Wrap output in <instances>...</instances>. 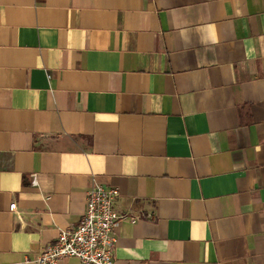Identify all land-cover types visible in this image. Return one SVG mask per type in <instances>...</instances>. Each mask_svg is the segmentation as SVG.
<instances>
[{"label":"crops","instance_id":"0c3cea01","mask_svg":"<svg viewBox=\"0 0 264 264\" xmlns=\"http://www.w3.org/2000/svg\"><path fill=\"white\" fill-rule=\"evenodd\" d=\"M94 182L115 264H264V0H0V264Z\"/></svg>","mask_w":264,"mask_h":264},{"label":"built area","instance_id":"2783aa9c","mask_svg":"<svg viewBox=\"0 0 264 264\" xmlns=\"http://www.w3.org/2000/svg\"><path fill=\"white\" fill-rule=\"evenodd\" d=\"M118 189L94 182L85 192L84 211L79 222L61 229L57 237L42 248L37 264H59L62 259L76 257L79 264H115V229L125 219L136 220L129 211L117 212L114 203ZM11 203L9 209L15 210ZM30 260L24 259V263Z\"/></svg>","mask_w":264,"mask_h":264}]
</instances>
